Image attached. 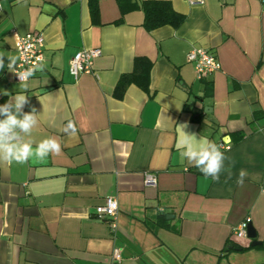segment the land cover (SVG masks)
<instances>
[{"label": "crops", "instance_id": "obj_1", "mask_svg": "<svg viewBox=\"0 0 264 264\" xmlns=\"http://www.w3.org/2000/svg\"><path fill=\"white\" fill-rule=\"evenodd\" d=\"M166 1L183 21L147 30L143 12L122 13L117 0H98V23L87 0H1L0 53L17 56L15 34L44 38L43 71L23 93V111L38 114L25 139L35 148L55 137L61 152L0 162V264L264 263V0ZM81 48L99 53L75 80L69 60ZM192 48L213 52L218 69L197 78ZM135 57L150 63L148 88L132 82L118 97ZM4 63L0 105L10 98L4 92H21ZM69 120L78 140L66 147ZM181 124L225 146L235 162L230 179L206 178L181 158ZM108 196L118 205L114 229L93 215ZM246 217L259 243L241 250L253 239L233 230ZM114 248L120 259L112 263Z\"/></svg>", "mask_w": 264, "mask_h": 264}, {"label": "clouds", "instance_id": "obj_2", "mask_svg": "<svg viewBox=\"0 0 264 264\" xmlns=\"http://www.w3.org/2000/svg\"><path fill=\"white\" fill-rule=\"evenodd\" d=\"M5 56L8 59V70L16 73L19 77L21 92L14 96L4 92V95H8L10 98L6 103L0 105V162L24 164L33 158L36 161L43 162L49 155H59L61 143L55 137L41 140L35 148H33L31 140L25 139L26 136L31 135L33 129L37 126L38 114L35 108H32L30 112L23 111L24 106L28 104V97L23 93L29 87L28 79L37 71H43V58L38 57V63L18 73L16 65L19 57L11 54L0 53V70L5 67ZM179 126L183 132L177 145L178 148L182 147L181 158L196 167L206 178L210 177L218 182L221 173L227 172V179H230L235 162L221 150L223 146L206 138L200 137L197 139L195 134L186 133L184 131L187 127L186 124ZM260 130L264 131V129ZM63 132L68 137L64 146H74L73 142L78 140L76 124L69 120L63 128ZM226 160L229 161L228 167H225ZM246 176L247 172L241 169L236 181L237 184L242 186Z\"/></svg>", "mask_w": 264, "mask_h": 264}, {"label": "built area", "instance_id": "obj_3", "mask_svg": "<svg viewBox=\"0 0 264 264\" xmlns=\"http://www.w3.org/2000/svg\"><path fill=\"white\" fill-rule=\"evenodd\" d=\"M190 5L202 4L203 0H187ZM0 0V11H1ZM15 50L19 59L17 60L16 70L21 73L31 66L38 63L37 58L42 57L44 38L38 31H28L25 34H15ZM99 51L94 48H81L76 51L69 60L68 71L76 80L83 73H90L92 70L91 61L98 55ZM187 60L193 63L197 78L211 74L219 67L217 58L213 52L204 48H192L187 53ZM15 80L20 81L18 75L12 72ZM225 148V146H223ZM145 184H154L155 178L150 173H145ZM118 212V205L115 198L108 196L102 204L94 207L93 215L97 219H108L111 228L115 227V218ZM250 219L246 217L233 230L237 237L246 236V227ZM120 259L118 249L114 248L111 253V262Z\"/></svg>", "mask_w": 264, "mask_h": 264}, {"label": "trees", "instance_id": "obj_4", "mask_svg": "<svg viewBox=\"0 0 264 264\" xmlns=\"http://www.w3.org/2000/svg\"><path fill=\"white\" fill-rule=\"evenodd\" d=\"M122 13L133 8H138L143 12V25L147 30L155 27L169 24L178 26L184 19V15L175 11L170 2L166 0H142L140 4H134L131 0H117ZM91 21L98 23V0H87ZM142 64V65H140ZM150 63L142 57L134 58V68L130 73L122 74L115 86L114 92L121 97L126 86L132 82L139 84L143 89L148 88V71ZM203 91L205 94L210 93L211 84L203 79ZM251 246L239 247L246 250ZM264 264V263H262Z\"/></svg>", "mask_w": 264, "mask_h": 264}, {"label": "water", "instance_id": "obj_5", "mask_svg": "<svg viewBox=\"0 0 264 264\" xmlns=\"http://www.w3.org/2000/svg\"><path fill=\"white\" fill-rule=\"evenodd\" d=\"M44 89L46 90V89H49V88H44ZM40 91H42V90H40ZM255 235H256V233H255V229H254V227L252 226V224L249 222V223L247 224V227H246V237L249 238V239H253V240L249 243V246H255V245H257V244L259 243L257 240H254ZM238 249H240V248H238Z\"/></svg>", "mask_w": 264, "mask_h": 264}]
</instances>
